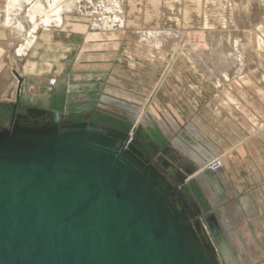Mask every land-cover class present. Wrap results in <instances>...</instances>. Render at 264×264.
<instances>
[{
    "label": "water",
    "instance_id": "obj_1",
    "mask_svg": "<svg viewBox=\"0 0 264 264\" xmlns=\"http://www.w3.org/2000/svg\"><path fill=\"white\" fill-rule=\"evenodd\" d=\"M128 120L27 108L0 127V264H235L214 213L183 192L197 167L176 154L169 183L135 157Z\"/></svg>",
    "mask_w": 264,
    "mask_h": 264
},
{
    "label": "rangeland",
    "instance_id": "obj_2",
    "mask_svg": "<svg viewBox=\"0 0 264 264\" xmlns=\"http://www.w3.org/2000/svg\"><path fill=\"white\" fill-rule=\"evenodd\" d=\"M90 1L91 0H69V3H66L68 1L65 2L61 0L60 3L57 0V3L61 6L62 23L55 26L56 28L54 26L52 27L53 24L50 26L38 25L40 27H37L35 31V43L27 49L22 58L17 59L18 62H15V65L21 69L24 63H26L25 61L29 58L35 56V58L38 59V57L48 56L49 53L53 55V50L50 51L48 47H44L43 45H38V54L33 55V50L36 48L38 39L42 38V36L47 33L46 30L54 31L55 35L58 36L56 39L57 42L56 40L53 42L58 44L57 57L60 62H106L105 65L107 67L110 65L112 66L114 64L113 62H116L117 89L109 87L107 90L109 94L103 95L102 100L109 103L108 105L101 103L105 109L102 108L101 110L98 108L100 102H102L101 97H99L92 100L89 103L91 107L84 112L64 114L65 119H74L75 121L71 120L73 122L87 120L107 125L118 130H130L131 124L128 119L130 116L133 118L135 114L137 118L138 110L144 107L142 102L147 100V97L150 96L148 94H151V92L153 93L155 87H158L153 93L155 113L151 112L143 119L141 124L142 130L139 133L141 136H144L147 141H151L159 150H163L168 146L173 150V153L178 150L176 147L178 142H174V139L178 137L181 139L186 138V141H188L187 143L192 144H194L195 140L192 139L191 135L185 132V127L181 128V126L185 125L187 122L178 119L176 114H178L179 111L183 112L184 110L185 114L190 118L193 114L201 112L203 108H207L209 103L214 102V104L216 103L219 105L220 102L216 101V97L219 95H221L224 100L225 97L228 96L230 102H232L241 99L242 95L247 92L250 97V99H244L247 106L240 105L238 109L239 115L246 120V124L245 122L242 123L238 121L237 123V121H234L236 125L242 129L244 138L247 139L243 146L247 162L242 165L243 169L240 171L243 178L245 177L244 180L247 182V187L243 190V195L241 197H247L248 200H243V203L250 202L253 208H255L256 214L255 216L251 214V219L264 220V131H260V128L264 127V0H104L106 6L103 0H94L93 3ZM100 1L104 4L102 5ZM108 1L111 2L109 3ZM42 2L45 3L46 7ZM48 2L47 0H42L40 2L46 10L53 4V0H48ZM63 3L66 5L68 4V7L65 5L66 7L64 9V5H61ZM0 4V7H2L1 1ZM23 5L26 4L23 3L22 7ZM28 5L29 4L24 6L25 8H21V11L24 10L23 12L20 11L18 13L19 15H16L24 27V32H22L20 36L13 38L15 39L16 44H14V46L16 47L20 45L19 43L23 42V36H26V33L29 31H27V29H30L32 25L30 18L29 23H27L29 14L26 9L30 8V5ZM94 6L96 8H94ZM106 7H108L107 9H109L110 12H108L110 14L106 12ZM114 9L115 11L117 10V13ZM228 10L232 12L229 13ZM2 11L3 8H0V17L4 15ZM93 11L95 13L97 12V14ZM113 11L115 12L114 14L112 13ZM93 14L98 16L95 18ZM102 17L104 19L112 17L116 20L112 21L113 19L109 18L111 22L107 21V18L102 25H98L96 22H98L100 18L102 20ZM120 19L122 23L118 22ZM102 26L104 28H102ZM8 30L7 28L0 27V49L2 51L0 53V60L5 61L14 56V46L9 49V54L8 51L4 49L6 48L5 45L7 42L11 39L8 37L10 36ZM152 32H174L177 33L176 38H179L178 40L173 39L175 41L172 40L171 44L173 43L174 46L170 45V47H167L169 48L167 50L165 46H157L152 40H148L149 36H143L145 33ZM183 32L185 33L183 34ZM210 32L226 33L225 35H227L230 51L233 53L235 52L234 58L230 55L232 58L231 60L234 59V63L227 62L226 65L221 68L222 70L216 71L219 72L216 73L219 75H227L229 72L231 74H228L230 80L220 84V87H215L213 85L214 82H211L212 79L216 78L215 76H210L212 74L216 75L215 70L211 68L208 70V65L200 67V65L198 66L195 64V66L193 63L198 62L196 60L203 52H207L208 50L209 52L211 51V46L206 42L207 40H205L207 33ZM93 34H96V36L100 35V37L90 38ZM234 34L236 35L234 36ZM64 35L67 36L66 39L63 38L58 41V38ZM228 35H230V37ZM13 39L12 41H14ZM205 44L208 45L206 46ZM67 45H73V47L66 51L64 49ZM172 48L174 50H172ZM83 52H86L89 56L80 61L79 57L81 55L84 56ZM197 54L199 55L197 56ZM243 62L244 66H251V68L246 69L245 67L244 69V67H242ZM249 62L256 66L252 64L255 66L252 67ZM0 63V79L4 75L8 76V81H6V85L1 91L0 96V126H6L10 121V114L13 111L12 105H16V110L14 109V111L23 113L25 109L30 108L36 103L28 99H23L26 93H21V91L19 92V103L15 102V90H13L15 81L12 76L13 73L10 74V72H8L9 62L0 61ZM165 64L170 65L166 67ZM232 64L233 66L228 67ZM205 67L207 69H205ZM213 71L214 73H212ZM163 73L169 74L166 76L164 82L163 76L161 77ZM240 76L244 77V81L246 82L244 84L245 87H243L242 90L240 88H231L229 83H232V80H238ZM210 77L213 78L211 79ZM52 78L54 77L52 76ZM52 78L49 79L51 80ZM122 80L124 82H120ZM50 86L53 87L52 83ZM120 86L123 88H119ZM226 88L230 91V95L226 93ZM125 90H128L132 95ZM122 93H124L123 96ZM133 95L139 99L145 98L140 101L134 100V103L131 101V103L128 98L132 99ZM254 100L258 102L259 105L254 104ZM227 105L229 106V104ZM228 112H231V110ZM136 118L133 126L136 122ZM161 122L164 126H162ZM189 126H193L195 130H197L193 124ZM228 131H230L229 128ZM259 131L260 135L256 134ZM190 132L193 133L192 131ZM170 142L174 143V146L171 145ZM196 142L198 143V141ZM178 146L184 153H188L187 157L193 163L195 161L201 165L202 162V166H206L207 163L199 159L192 150L184 145ZM229 148L232 151L236 147L229 146ZM236 149L242 152L241 146ZM224 160L225 159H222L221 166H223ZM209 166H207L209 168L206 167L208 170L219 168L218 164H210ZM222 170L223 168L215 172L209 170L206 172V175L209 173L216 176L218 175L220 179ZM254 170L258 172V175L255 176L253 173ZM206 175L200 178L203 180V183L206 184V189L211 195L214 187L212 188L213 185L209 182V177ZM249 176H252L251 182H249L251 179ZM198 179L195 181L191 180L190 182L187 181L189 187H184L183 192L187 200L190 201L191 198H193L196 201L200 211L204 213L212 211L214 206L210 204L208 197L205 196L199 187L197 183L199 181ZM222 193L227 195L226 191ZM229 193L233 195V192L229 191ZM233 197H229V203H234L239 199L236 196ZM216 200L218 201L219 198L215 195L214 201L216 202ZM259 225L263 226L264 223H256L259 243H251L249 251L245 256L242 259L234 260L237 264H264V256L255 258L254 261L251 262L245 261L246 255L251 253L252 247L257 250L263 247L261 237L264 236V232L259 230ZM261 228L264 229V227ZM252 229L254 231L256 230L254 227ZM221 264L224 263L221 262ZM231 264H234V262Z\"/></svg>",
    "mask_w": 264,
    "mask_h": 264
},
{
    "label": "crops",
    "instance_id": "obj_3",
    "mask_svg": "<svg viewBox=\"0 0 264 264\" xmlns=\"http://www.w3.org/2000/svg\"><path fill=\"white\" fill-rule=\"evenodd\" d=\"M50 32L43 35L45 40L40 38L43 42L40 45L48 47V50L50 51L53 50V55H50L51 53H49L46 57H38V59H36L34 56L29 58L25 61L26 63H24L22 68L19 69L21 74H23L21 75V83L18 85L19 92L21 91V93H26L23 99H28L31 102L36 103L30 108L54 111L61 114H77L89 109L91 107L89 103L92 100L101 97L102 102H100L98 108L101 110L102 108L105 109L101 103H105L107 105L109 103L102 100L103 95L109 94L107 92L109 87L117 89L116 62H113L114 64L109 67L105 65L106 62H60L57 57L58 44L53 42L57 38H52L57 37V35L54 36V31ZM66 37L67 36L65 35L63 37L60 36L58 41L63 38L66 39ZM95 37H100V35L96 36V34H93L90 36V38ZM37 47L38 45L34 48L33 55L38 54ZM72 47L73 45H67L64 50L68 51ZM1 52L2 51L0 49V53ZM83 53L84 56L79 55L80 61L89 56L86 52ZM52 76L56 79L53 87L48 84L49 78H52ZM120 82L124 81L122 80ZM232 82H235L237 85L232 87L230 86L231 88H240L241 90L245 87L244 84L246 83L244 81V77H240L238 80H234ZM34 88H36V90ZM119 88L122 89L123 87L120 86ZM226 90V93L230 95V91L227 88ZM125 91L132 95V93L128 90ZM124 93H122V96ZM248 95L249 94L245 92L242 95V98L240 97L241 99H237L232 102H230V98L228 96H226L224 100L222 96L219 95L216 97V101L220 102V104L218 103L219 105L216 103L214 104V102L209 103L207 108H203L201 112L193 114L190 118H188V115L185 114L184 110L183 112L179 111L178 114H176L178 119L181 121L185 120V122H187L185 125L181 126V128L185 127V132L191 135L192 139L195 140L194 144L187 143L188 141H186V138L181 139L178 137L173 140L174 142H178V145H184L188 149L192 150V152L203 161H205L207 156H211L212 154L215 155L219 152V150L225 148L227 149L229 146L236 148L241 146L242 152L234 148V150L230 151L227 156L223 158L225 160L222 166L223 170L221 171L220 179L218 175L216 176L210 173L206 175V172L199 173L196 178L198 179L203 177V175H206L209 177H207L209 182L213 185L212 188L214 187L213 192L210 195L209 191L206 189V184L203 183V180L201 179L197 182L205 196L208 197L210 204L214 206V208H212V212L215 215V219L217 218L216 221L221 228L223 236L228 244L231 257L234 260L242 259L249 251L251 243H259V234L256 228V223H264V220L262 219H251V214H253V216L256 214L255 208H253L251 205L252 203L250 202L245 204L243 203V200H248L247 197H241L243 195V190L247 187V182L244 180L245 177L243 178V175L240 173L243 169L242 165L247 162L243 149L247 139L244 138L242 129L238 127L234 121H237V123L238 121H241L246 124V120L239 115L238 109L240 105H246L244 99H250ZM132 97V99H128L130 102L133 101V103L134 100L140 101L145 98L139 99L134 95ZM119 98L121 99L120 96ZM143 103L144 102H142V104ZM253 103L259 105V103L255 100ZM227 104H229V106ZM154 107L155 104L153 100L151 105L147 108L144 116L140 119V123L137 124L138 127L141 126L143 119L151 112L155 113ZM227 109L231 110V112H228L229 110ZM136 122L134 126H136ZM190 124H193L199 133L193 126H189ZM162 126H164L163 123ZM228 128L230 131H228ZM196 141H198V143ZM170 144L174 146V143L170 142ZM178 145H176L178 152L176 151L175 153L178 156L185 158L188 162L195 164L187 157L188 153H184ZM201 166L202 165H200L199 168ZM253 173L255 176L258 175V172L255 170ZM250 178L249 182L252 181V176ZM224 190L227 195L222 193L225 192ZM229 191L233 192V195L230 194ZM215 195L219 198L216 202L214 201ZM233 196H236L239 199L234 203H229V197ZM221 220H223L226 229L223 227L224 225L221 224ZM253 227L256 229L255 231L252 229ZM261 227H264V225H259V230ZM252 250L257 251V249L253 247ZM235 264L237 263L235 262Z\"/></svg>",
    "mask_w": 264,
    "mask_h": 264
},
{
    "label": "bare ground",
    "instance_id": "obj_4",
    "mask_svg": "<svg viewBox=\"0 0 264 264\" xmlns=\"http://www.w3.org/2000/svg\"><path fill=\"white\" fill-rule=\"evenodd\" d=\"M1 2H2V7H0V8H3V11H2V13L4 14V15H2L3 17H0V27H2V28H7V30L9 31L8 33L10 34V36H8V37H10V38H8V39H10V41H8L7 42V44L5 45L6 46V48H4L5 50H7L8 51V54L10 53V51H9V49L11 48V47H13L14 46V44H16L15 43V39H13V38H15V37H17V36H20L21 34H22V32H24V27H23V25H22V23H21V21H19V18H17L16 17V15H19L18 13L21 11V8H23L24 6H26L27 4H29L30 5V8L29 9H26V11L28 10V14H29V17H28V22L27 23H29V18H30V20H31V22H32V25H31V28L30 29H27V33H26V36L24 37L23 36V42L22 43H19L20 45L18 46L17 45V47L16 46H14V56H12L11 58H8L6 61L5 60H1V62H9V65H8V72H10V74H12V76H13V78H14V81H15V86H14V90H15V98H16V92H17V90H18V85H19V81L21 80V75H23V74H21V71L19 70V68H18V66L17 65H15V62H18V58H22L23 56H24V54L26 53V51H27V49H29L30 48V46H32V44L33 43H35V38H36V35H35V31H36V29H37V27H40L41 25L43 26H50V25H52V27L54 26H58V25H60L61 23H62V18H61V6L57 3V0H53V4H51V6H49V8H48V6H47V10H46V8H44L41 4L42 3H44V2H42V3H40L41 1L39 0V1H35V0H0ZM44 1V0H43ZM50 1H52V0H50ZM59 2L61 1V0H58ZM65 2L66 1H68V2H66V3H69V0H64ZM92 1V3L94 2V0H91ZM90 1V2H91ZM96 1V0H95ZM104 1V0H103ZM260 1V0H259ZM46 2V1H45ZM47 2H48V0H47ZM71 2V1H70ZM101 2V1H100ZM107 2V1H106ZM109 3L111 2V1H108ZM232 2V1H231ZM23 3H25L26 5H23V7H22V4ZM49 3V2H48ZM61 3V2H60ZM104 3H105V1H104ZM103 3V4H104ZM47 4V3H46ZM94 4H96V3H94ZM101 4H102V2H101ZM102 4V5H103ZM108 4V3H107ZM232 4V3H231ZM1 5V4H0ZM28 5V6H29ZM44 5H45V3H44ZM47 5H49V4H47ZM61 5H64L63 7H64V9H65V7L68 5H66L65 3H63V4H61ZM66 5V6H65ZM74 5V4H73ZM72 5V6H73ZM100 5V4H99ZM261 5V4H260ZM101 6V5H100ZM100 6H97V7H100ZM105 6H106V3H105ZM112 6H113V4H112ZM45 7H46V5H45ZM68 7V6H67ZM69 7H71V6H69ZM115 7V6H114ZM113 7V8H114ZM233 7V6H232ZM25 8V7H24ZM94 8H96L95 6H94ZM108 7H106V9H107ZM120 8V7H119ZM118 8V9H119ZM231 8V7H230ZM235 8V7H234ZM68 9V8H67ZM76 9V8H75ZM98 9V8H97ZM105 9V8H104ZM105 9V10H106ZM112 9V8H111ZM116 9H117V7H116ZM121 9V8H120ZM63 10V9H62ZM69 10V9H68ZM92 10H94V9H92ZM24 11V10H23ZM23 11H21V12H23ZM65 11V10H64ZM67 11V10H66ZM95 11V10H94ZM93 11V12H94ZM97 11V10H96ZM109 11V9H107L106 10V12H108ZM112 11V10H111ZM114 11H115V9H114ZM112 12L113 14L117 11H115V12ZM110 12V11H109ZM108 12V13H109ZM119 12V11H118ZM228 12L230 13V12H232L231 10L229 11L228 10ZM27 13V12H26ZM95 13V12H94ZM117 13V12H116ZM22 14V13H21ZM95 14H97V12L95 13ZM95 14H93L94 16H95ZM100 14H102V13H100ZM110 14V13H109ZM112 15V14H111ZM110 15V16H111ZM234 15V14H233ZM98 16V15H97ZM97 16H95V18L97 17ZM100 16H102V15H100ZM109 16V15H108ZM114 17V16H113ZM21 18V17H20ZM103 18V17H102ZM107 18H108V20H107ZM107 18H105L107 21H111V20H109V18L110 17H107ZM112 18V17H111ZM110 18V19H111ZM122 18V17H121ZM104 18L101 20V18H100V20L98 21V22H96L98 25H102V23L104 22V20H105ZM113 19V18H112ZM116 19H113L112 21H115ZM119 20V19H118ZM230 20V19H229ZM233 20H234V18H233ZM111 21V22H112ZM237 21V20H236ZM118 22H120V23H122L121 22V19H120V21H118ZM106 23V22H105ZM237 23V22H236ZM93 24V23H92ZM110 24V23H109ZM231 24V23H230ZM38 25H40V26H38ZM103 25H105V24H103ZM30 26V25H29ZM224 26V25H223ZM101 27V26H100ZM109 27H110V25H109ZM231 27H233V26H231ZM230 27V28H231ZM29 28V27H28ZM56 28V27H55ZM97 28V27H96ZM102 28H104L103 26H102ZM106 29V28H105ZM104 29V30H105ZM109 29V28H108ZM115 29V28H114ZM222 29H223V27H222ZM234 29V28H233ZM103 30V31H104ZM51 30H46V32H50ZM232 31V30H231ZM142 32V31H141ZM51 33V32H50ZM185 32H183V34H184ZM231 33V32H230ZM226 34V33H225ZM225 34H223V33H216V32H210V33H207V37L205 38V40H207L206 42H208V44L211 46L210 48H212L211 49V51L209 52V50L207 51V52H203L202 53V55H200V56H198L199 54H197V56L199 57L196 61H198V62H193L194 63V65L196 64V65H200V67H204L203 65H208L209 66V69L208 70H210V68L211 69H213V70H215V74L216 73H219V72H216V71H220V69L224 66V65H226V63L227 62H233V60H231L232 58H231V56L234 58L235 57V52L233 53V52H231L230 51V48H229V46H228V41H227V35H225ZM229 34V33H228ZM242 34V33H241ZM145 35H147V36H149V38H148V40L150 39V40H152L157 46H160V47H166V49L168 50L169 48H167V47H170V45L172 46H174V44L172 43L171 44V41L173 40V39H177L178 40V38H176L177 36V33H171V32H164V33H145V34H143V36H145ZM236 34H234V36H235ZM250 35H251V33H250ZM54 36H56V35H54ZM229 37H230V35H228ZM58 37V36H57ZM57 37H52V38H57ZM42 38L44 39V37L42 36ZM60 38V37H59ZM237 38V37H236ZM12 39L14 40V41H12ZM38 39V38H37ZM45 40V39H44ZM46 40H49V39H46ZM229 40V39H228ZM19 41V40H18ZM173 41H175V40H173ZM180 41V40H179ZM43 42H42V40H40V38L38 39V41H37V43H36V46L37 45H40V44H42ZM242 43V42H241ZM247 43V42H246ZM207 44V45H208ZM238 44V43H237ZM206 45V44H205ZM206 45V46H207ZM242 45V44H241ZM202 46V45H201ZM240 46V45H239ZM178 47H181V46H178ZM237 48V47H236ZM31 49H32V47H31ZM171 49V48H170ZM179 49H182V48H179ZM185 49V48H184ZM189 49V48H188ZM166 50V51H167ZM172 50H174L173 48H172ZM178 50V49H177ZM232 50V49H231ZM234 50V49H233ZM252 50V49H251ZM4 52H6V51H4ZM187 53V52H186ZM173 54V53H172ZM189 54V53H188ZM192 54H194V53H192ZM234 56H233V55ZM251 54V53H250ZM258 54V53H257ZM195 55V54H194ZM193 55V56H194ZM231 55V56H230ZM192 56V57H193ZM191 57V58H192ZM247 57V56H246ZM193 58H195V57H193ZM229 59H230V61H229ZM236 59H238V58H236ZM192 60V59H191ZM237 61V60H236ZM235 61V62H236ZM234 63V62H233ZM250 64H251V62H249ZM8 64V63H7ZM45 64H47V63H45ZM237 64V63H236ZM246 64V63H245ZM248 64V63H247ZM253 64V63H252ZM251 64V65H252ZM0 65H1V63H0ZM170 65V64H169ZM169 65H167V64H165V66L167 67V66H169ZM195 65V66H196ZM202 65V66H201ZM253 65H255V64H253ZM252 65V67H255V66H253ZM7 66V65H6ZM231 66H233V64L232 65H230V66H228V67H231ZM249 66V65H248ZM171 67V66H170ZM207 67V66H206ZM205 67V69H207ZM242 67H244V69H245V67H246V69H248V68H251V66L250 67H247L246 65L244 66V62H243V66ZM5 68V67H4ZM3 70V69H2ZM222 70V69H221ZM231 70V69H230ZM163 71V70H162ZM240 71V70H239ZM168 72V71H167ZM242 72H243V69H242ZM162 73V72H161ZM212 73H214V71L212 72ZM211 73V74H212ZM228 74H230V72L229 73H227V75H219V74H216V75H210V76H215L216 78H214V79H212L213 77H210L212 80H211V82L213 81L214 83V85L216 86V87H220L219 85L220 84H223L225 81L226 82H228V80H230V76L228 75ZM169 75V74H168ZM167 74H164L163 73V75H161V77L163 78V82L165 81V79H166V76H168ZM202 75H204V74H202ZM231 75V74H230ZM205 76V75H204ZM218 76H220L221 77V79H220V77H218ZM208 77V76H207ZM240 77H242V76H240ZM239 77V78H240ZM159 78V77H158ZM8 79V76L7 75H4L1 79H0V96H1V91L4 89V87H5V85H6V81H8L7 80ZM233 81V80H232ZM55 82H56V80H55V78H52L51 80L49 79V81H48V84H50L51 85V83H52V85H54L55 84ZM159 82V81H158ZM237 84H235V82L233 83H229V86H236ZM157 88L158 87H155L154 89H153V93L155 92V90H157ZM35 90H36V88H34ZM160 90V89H159ZM9 91V90H8ZM10 92V91H9ZM13 93V92H12ZM153 93L151 92V94H149L150 96H148V98H147V100H145L144 101V107H142L141 109H139V111H138V116H137V118H136V114H135V116L133 117V119H134V121H135V118L137 119V122H136V126H133L134 128H135V131H133V134H132V136L135 134V132L136 131H138V129L139 128H141V126H139L138 127V125L137 124H139L140 123V119L144 116V114L146 113V110H147V108L151 105V103H152V101L154 100L153 99V97H154V95H153ZM9 94V93H8ZM72 116V115H71ZM78 118V117H77ZM80 119H81V117H80ZM71 120H74V119H71ZM79 120V119H78ZM75 121V120H74ZM77 121V120H76ZM134 123V122H133ZM135 125V124H134ZM264 126V125H263ZM259 128V127H258ZM255 131V130H254ZM257 131V130H256ZM260 131L262 132V131H264V127H262V128H260ZM260 131L258 132V133H256V134H258L259 135V133H260ZM132 133V132H131ZM244 141V140H243ZM231 151V149L230 148H225V149H222V150H219V152H217L215 155L214 154H212L211 156H207L206 157V159H205V163H207L206 164V166H201L200 168H199V164L198 163H196L195 161H194V165L197 167V169H196V171H195V173H193V174H191L190 176H187L186 178V185H188L187 183L188 182H190L191 180L192 181H195V180H197L196 178H197V176L199 175V173H202V172H207V171H212V172H215V171H218L220 168H222V166H221V161H222V159L224 158V157H226L227 156V154L229 153ZM193 160V159H192ZM210 161V162H209ZM212 165V164H218L219 165V168H217V169H207V168H209L210 166L209 165ZM201 165H202V162H201ZM207 166H209V167H207ZM207 167V168H206ZM199 168V169H198ZM201 178H203V177H201ZM201 178H199L198 180H200ZM258 178V177H257ZM188 181V182H187ZM189 186V185H188ZM260 231L261 232H264V229H262V228H260ZM261 242H262V245H263V247H262V249L260 248L259 250H257V251H251V253H249L248 255H246V259H245V261L246 262H251V261H254V259L255 258H258L259 256H264V236H262L261 237ZM260 247V246H259ZM229 259V258H228ZM245 262V263H246Z\"/></svg>",
    "mask_w": 264,
    "mask_h": 264
},
{
    "label": "flooded vegetation",
    "instance_id": "obj_5",
    "mask_svg": "<svg viewBox=\"0 0 264 264\" xmlns=\"http://www.w3.org/2000/svg\"><path fill=\"white\" fill-rule=\"evenodd\" d=\"M22 114L23 113L12 111L8 125L17 119V115ZM139 132L140 131H136L131 140V144H133L139 153V155H135V157L141 163L151 165L155 170L161 173L169 183L174 185L183 174L179 167L181 162L176 153H173V150L168 146L163 150H159L151 141H147L144 136H141ZM189 202H191V200Z\"/></svg>",
    "mask_w": 264,
    "mask_h": 264
}]
</instances>
